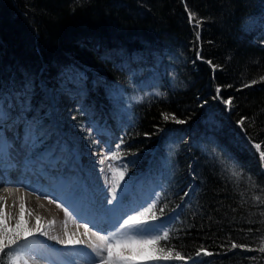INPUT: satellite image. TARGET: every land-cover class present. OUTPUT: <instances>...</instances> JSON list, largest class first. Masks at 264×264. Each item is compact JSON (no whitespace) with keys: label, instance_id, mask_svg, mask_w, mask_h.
Instances as JSON below:
<instances>
[{"label":"trees","instance_id":"1","mask_svg":"<svg viewBox=\"0 0 264 264\" xmlns=\"http://www.w3.org/2000/svg\"><path fill=\"white\" fill-rule=\"evenodd\" d=\"M41 82L77 124H117L136 201L159 195L147 219L185 257L159 264H264V0H0V104L36 120Z\"/></svg>","mask_w":264,"mask_h":264},{"label":"rangeland","instance_id":"2","mask_svg":"<svg viewBox=\"0 0 264 264\" xmlns=\"http://www.w3.org/2000/svg\"><path fill=\"white\" fill-rule=\"evenodd\" d=\"M96 81H99V76L94 77L93 83H97ZM40 84L45 90V94L37 101V107L39 106L42 109L37 119L47 124L51 130L50 137L43 143L46 144V146L43 148L40 145L35 150L24 146V129L27 123L24 118L17 111L12 110V108H8L9 114L12 117L3 124L5 128L3 129V133L0 131V136L13 145L10 152L15 153L16 161L20 167L18 173L11 174L12 179L15 181L23 180L30 187L40 189L37 192L39 194L38 198L46 207L50 208L53 217L48 218V216L43 214L39 216L46 220V225H49V222H51L50 226L46 227L44 230H47L50 236L59 234L58 236L60 237L61 234L63 235V233L67 231V221L77 216L73 213V207L79 211V215L85 214V210L87 209L84 208L78 200L69 201L65 195L68 188L77 183L83 186L84 191L88 193L94 201H102L106 194L110 196L111 188L114 185L117 187L118 193L121 188L127 185V198L124 203L128 204L135 201L136 205L139 206V203L136 201V196L138 197V194L131 188L126 170L122 167L123 164L121 163V159L116 153L117 140L112 137L115 136V134L110 131V128L108 126L106 127L105 124L106 131L92 128L94 125L90 123L84 125L77 124V121L72 117V109L75 107L74 99H71L70 103H66V98L69 97L68 95L47 88L43 82ZM109 125L111 124L109 123ZM102 155H115L116 159L110 161L106 160L105 163L101 165L98 163V158ZM3 165L5 166L4 163ZM109 165H111V167H109ZM66 167L67 171H65ZM121 171H125L123 180L119 177ZM53 176L60 177V182H54L51 179ZM132 195H134V200L130 198ZM128 199L131 200L127 201ZM61 201H64V203H61ZM66 211L68 213L67 215ZM95 215L98 216L97 219H94ZM87 217L93 222L95 220L101 221V219H107L102 214H89V212ZM23 220L24 226L31 228L30 222L26 216L23 217ZM86 224L87 226L91 225L88 222H84L76 226H81L85 229ZM106 226L107 222L105 224L103 223L100 228ZM54 228L57 229V232ZM92 234L104 235L106 233H97V231H94ZM37 237L43 242L42 245H28L23 250H20L19 253L16 252L13 259L19 255V264H23L24 259H27L29 256L54 261H56V259H62L68 262L72 261L75 264H91L87 256H83L82 258H71L68 254H63L62 251L45 255L43 254L44 252H51L48 246H52L54 249H65V245L48 239V237L39 236L38 233ZM20 243L23 244L24 242L21 241ZM138 264L157 263L154 261L139 260Z\"/></svg>","mask_w":264,"mask_h":264},{"label":"snow or ice","instance_id":"3","mask_svg":"<svg viewBox=\"0 0 264 264\" xmlns=\"http://www.w3.org/2000/svg\"><path fill=\"white\" fill-rule=\"evenodd\" d=\"M194 14H189V18L192 19ZM197 39H199V33H197ZM202 58V57H201ZM210 63V62H209ZM256 83V81H252ZM251 85H244V87H250ZM220 89H217V93ZM157 95H160L157 93ZM140 100L141 98H135ZM226 105H231V99L223 101ZM10 118L9 110L4 104H0V125L5 124ZM163 119H172L175 123L182 124L183 120L177 119L174 114H164ZM239 124L243 125V119L238 121ZM51 135V130L47 124L42 123L40 120H32L26 124L24 129L23 143L24 146L35 150L38 146L42 145L46 139ZM120 143H123L121 139ZM13 145L10 144L5 138L0 136V165H2L4 158L9 155L10 149ZM120 144L116 145L117 151H119ZM255 148L259 151L261 149L260 144H256ZM260 156L264 159V151H260ZM116 159L115 155L107 156L102 155L98 158V163L103 165L106 160ZM14 165H9L12 167ZM111 167V165H109ZM126 169V165H122ZM103 170V169H102ZM67 171V167L65 168ZM236 173L234 172L233 175ZM125 176V171L119 173V177L123 180ZM51 179L54 182L59 183L60 177L53 176ZM128 186L125 185L117 192V187L114 185L111 188V195H105L102 201H94L93 198L84 191L83 186L79 183L68 188L65 193L69 201L78 200L79 203L88 210L89 214H102L107 218V226L97 228V233L105 232L104 235L94 234L95 240L89 238V245L92 248V252L95 253L93 256L89 253L91 259V264H138L139 260L154 261L159 264L161 261L184 260L185 257L179 252L173 253L168 247L161 246L160 242L169 239V228L167 225L161 221L159 224L149 223L147 218L151 221H157L158 217L154 214L153 208L155 204L152 200H158L159 195L155 192L152 193V200H149L144 205L137 206L135 201L125 204L124 201L127 198ZM47 195V194H45ZM184 196H189V192L185 191ZM2 199V198H0ZM64 203V201H61ZM151 205V206H148ZM180 207V205H177ZM20 214L16 217H9L5 213L4 208L0 207V259H3L4 255H8L11 251L23 250L28 245H42L43 242L37 237L39 236L48 237V239L57 241L59 244L75 246L83 244L84 241L80 239H73L72 235L65 233L66 239H60L55 235H49L47 230H44L46 225L42 227L40 225V217H36V227L33 230L30 227L24 226V214L25 205L21 203L19 205ZM142 209V210H141ZM163 213V209H160ZM73 213L79 217V211L73 207ZM66 211V215H67ZM31 215V213H29ZM15 219V224L10 226L9 220ZM174 217H170L169 220H173ZM84 235H89V230L87 224L85 225ZM23 241L24 243H20ZM15 246V248H14ZM231 249L238 247H244L243 245H238L235 242L231 244ZM51 252H44L45 255H50L52 252H64L66 254H73L81 251L75 247L65 248V249H54L52 246H48ZM264 252V247L260 249ZM203 253L205 256H211L213 253L201 248L196 252V256L199 257ZM255 259V257H253ZM20 256L17 255L13 259L12 264H19ZM24 264H28V260L24 259ZM193 264H195L193 258Z\"/></svg>","mask_w":264,"mask_h":264},{"label":"bare ground","instance_id":"4","mask_svg":"<svg viewBox=\"0 0 264 264\" xmlns=\"http://www.w3.org/2000/svg\"><path fill=\"white\" fill-rule=\"evenodd\" d=\"M12 116L10 115V118ZM9 121V119H8ZM3 163L5 164L4 168L1 170L0 174V207L4 208L5 213L9 215V217H16L20 214V208L19 205L21 203H24L25 205V214L26 218L29 220L31 228L34 230L36 227V217L40 216V214L48 216V218L53 217L51 215L50 208L46 207L44 203L40 201L38 198V191L40 189H37L35 187H30L27 183H25L23 180L21 181H15L12 179L11 174L18 173L20 170V167L18 166V163L16 161V155L14 152H10L8 156L4 158ZM2 163V164H3ZM9 165H14L12 167H9ZM34 176V173H33ZM42 191V190H41ZM31 213V215H29ZM88 211L85 210V214L79 215V217L74 216L72 220L67 221V231L61 234L60 237L57 234L60 239H66L65 233L72 235L73 239H80L83 240L84 243L80 245L75 246H68L65 245V248H71L75 247L77 249H80L81 251L68 254L71 258H82L83 256L89 257V253H91L93 256L95 253L92 252V248L89 245V238L91 240H95V235L92 233L94 231H97V228H100V226L105 224L107 222V219H101V221L95 220L94 222L87 217ZM98 216L95 215L94 219H97ZM105 222H104V221ZM46 220L44 218H40V225L44 227L46 225ZM76 222L78 225L83 224L84 222H88L91 224L88 226L89 230V236L84 235V228L77 227ZM10 226H13L15 224V219L9 220ZM56 228V227H55ZM54 228V229H55ZM57 232V229H55ZM62 250V249H61ZM63 254H65L63 252ZM28 264H75L72 261H65L62 259H56L50 260V259H41L38 257L29 256L27 257ZM89 262H91V259L89 257ZM24 264V263H23ZM82 264V263H81Z\"/></svg>","mask_w":264,"mask_h":264}]
</instances>
